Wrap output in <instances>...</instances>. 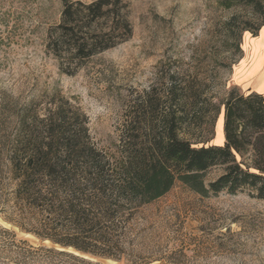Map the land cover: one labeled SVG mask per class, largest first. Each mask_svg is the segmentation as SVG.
<instances>
[{
  "label": "rangeland",
  "instance_id": "rangeland-1",
  "mask_svg": "<svg viewBox=\"0 0 264 264\" xmlns=\"http://www.w3.org/2000/svg\"><path fill=\"white\" fill-rule=\"evenodd\" d=\"M127 2L131 36L66 75L46 47L61 0H0V98L38 109L66 101L84 113L94 144L112 155H119L123 135L141 140L164 129L172 114L182 118L180 136L194 145L222 144L229 92L264 94V23L244 30V21L254 27L258 16L220 0ZM250 68L259 76H247ZM220 173L211 169L205 183ZM138 216L135 249L152 264H264V199L247 191L203 196L176 182ZM0 224L11 227L1 217ZM12 228L17 238L39 243Z\"/></svg>",
  "mask_w": 264,
  "mask_h": 264
},
{
  "label": "trees",
  "instance_id": "trees-1",
  "mask_svg": "<svg viewBox=\"0 0 264 264\" xmlns=\"http://www.w3.org/2000/svg\"><path fill=\"white\" fill-rule=\"evenodd\" d=\"M60 20L46 47L58 69L74 75L91 57L132 34L127 0H61ZM243 5L264 23V0H220ZM182 118L145 138L126 135L119 155L92 141L82 111L54 101L51 107L13 106L0 98V264H100L72 252L152 264L135 248L142 207L176 182L200 195L247 191L264 199V94L231 90L223 101L222 144L194 145L180 136ZM213 168L221 173L205 183ZM19 231L39 240L17 238ZM49 241L51 246L42 244Z\"/></svg>",
  "mask_w": 264,
  "mask_h": 264
},
{
  "label": "bare ground",
  "instance_id": "bare-ground-1",
  "mask_svg": "<svg viewBox=\"0 0 264 264\" xmlns=\"http://www.w3.org/2000/svg\"><path fill=\"white\" fill-rule=\"evenodd\" d=\"M251 68H252V67H251ZM251 68H250V69H251ZM255 70H256V69H254V70L251 69L250 71H249V70H245V74H246L247 76H253V77L256 76V75L259 76L258 74H256V71H255ZM248 71H249V72H248ZM253 72H254V73H253Z\"/></svg>",
  "mask_w": 264,
  "mask_h": 264
}]
</instances>
